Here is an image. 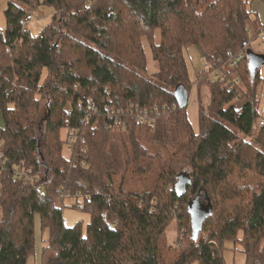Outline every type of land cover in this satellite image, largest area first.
Segmentation results:
<instances>
[{
  "label": "trees",
  "instance_id": "obj_1",
  "mask_svg": "<svg viewBox=\"0 0 264 264\" xmlns=\"http://www.w3.org/2000/svg\"><path fill=\"white\" fill-rule=\"evenodd\" d=\"M253 3L8 2L0 24V264H34L37 215L41 264H227L223 243L240 233L246 264H264L263 77L248 53L264 23ZM40 5L53 18L34 35L24 19ZM192 44L207 60L194 83L184 55ZM180 84L190 99L198 89L199 132L177 103ZM138 107H159L154 125L137 122ZM188 169L193 180L180 193ZM197 196L211 211L194 240ZM67 198L89 214L85 225L65 223Z\"/></svg>",
  "mask_w": 264,
  "mask_h": 264
},
{
  "label": "rangeland",
  "instance_id": "obj_2",
  "mask_svg": "<svg viewBox=\"0 0 264 264\" xmlns=\"http://www.w3.org/2000/svg\"><path fill=\"white\" fill-rule=\"evenodd\" d=\"M9 1L10 0H0V24L2 27L6 26L4 9L8 5ZM255 3L251 5L252 10L254 11L253 15H255V13H258L261 17H264V10L260 7V5ZM27 8L33 14V19L28 23L27 26L32 34L39 35L46 26V24H48L52 20L53 8L50 6H43V5L36 6L35 8L32 9L29 6ZM250 48L256 54H264V41L261 40L259 36L253 37L251 35ZM184 55L188 66L190 80L191 82L194 83L197 80L198 74L201 73L207 66L206 57L202 52L201 48L193 44L185 48ZM148 56H149V64H148L147 74L148 76H152V73H154L157 66L150 53L148 54ZM260 72H261V76L263 77V81L257 87V94L261 101L262 107H264V65L261 66ZM47 75H48V69L45 68L44 71L42 72L41 84L45 83L47 79ZM197 92L198 89L194 86L191 93V99L188 101L187 113L194 130L196 132H199L198 116H199L200 103L198 102L199 100H198ZM3 124H4L3 116L2 113L0 112V126H2ZM62 135L66 137L65 130H62ZM64 150H65L64 151L65 155L68 156L69 150H67L66 147ZM72 202H74L72 198H67L65 200V207L63 211L65 223L68 226H73L78 221L83 220V223L85 225L88 222L89 214L83 209L72 206ZM2 216H3V210L0 207V218ZM35 222H36V234L38 236V245H37L38 253L34 260V264H41V245H42L41 242L43 235H42L41 221L39 215L36 216ZM44 235H45L44 237L48 236L46 233H44ZM177 236H178L177 221H173L167 229L168 242L170 244H175L177 240ZM241 239H242V233L239 234V240L236 242L230 240L224 241L223 256L227 264H246L247 257L244 251V246L240 242ZM32 262L33 259L31 260L30 264H32ZM191 264H199V262L195 260L192 261Z\"/></svg>",
  "mask_w": 264,
  "mask_h": 264
},
{
  "label": "water",
  "instance_id": "obj_3",
  "mask_svg": "<svg viewBox=\"0 0 264 264\" xmlns=\"http://www.w3.org/2000/svg\"><path fill=\"white\" fill-rule=\"evenodd\" d=\"M248 53L250 55L252 69L253 71H257L262 65H264V54H256L250 51H248ZM175 97L180 107L186 108V106L188 105V101L190 100V94L184 84H180L176 87ZM192 180L193 178L190 174L189 169L180 172L177 181V189L179 190V192H186ZM190 209L192 216V238L194 240H197L200 233L202 232L204 221L211 211V206L206 204L203 205L202 202L199 201V196H197L191 201Z\"/></svg>",
  "mask_w": 264,
  "mask_h": 264
},
{
  "label": "built area",
  "instance_id": "obj_4",
  "mask_svg": "<svg viewBox=\"0 0 264 264\" xmlns=\"http://www.w3.org/2000/svg\"><path fill=\"white\" fill-rule=\"evenodd\" d=\"M32 19H33V14H32V12H30L25 16L24 23L28 24ZM258 36L261 38V40L264 41V29H262L260 31ZM241 56H242V54L238 55L237 58L240 59ZM234 65H235V61L233 59L228 61L229 67H233ZM133 113L135 115V119H137V122L140 125H142V126H144V124L154 125L155 121L158 119L157 118L158 115L160 114V109H159V107L154 109V110H150L149 108H145V107L144 108L138 107ZM260 115H261V118L259 120V124H260V126H263L264 125V108L261 109ZM23 171H24V169H23ZM22 174L26 176V179L29 178V176L26 172H23Z\"/></svg>",
  "mask_w": 264,
  "mask_h": 264
},
{
  "label": "crops",
  "instance_id": "obj_5",
  "mask_svg": "<svg viewBox=\"0 0 264 264\" xmlns=\"http://www.w3.org/2000/svg\"><path fill=\"white\" fill-rule=\"evenodd\" d=\"M256 2V3H255ZM255 4L260 5V7L264 10V0H254ZM257 6V5H256ZM260 16V15H259ZM261 21L264 23V17L260 16Z\"/></svg>",
  "mask_w": 264,
  "mask_h": 264
}]
</instances>
